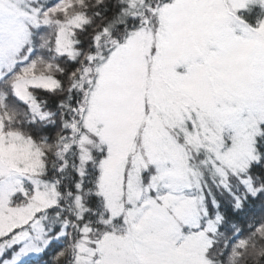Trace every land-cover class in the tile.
Listing matches in <instances>:
<instances>
[{
	"label": "snow or ice",
	"instance_id": "1",
	"mask_svg": "<svg viewBox=\"0 0 264 264\" xmlns=\"http://www.w3.org/2000/svg\"><path fill=\"white\" fill-rule=\"evenodd\" d=\"M0 264H264V0H0Z\"/></svg>",
	"mask_w": 264,
	"mask_h": 264
}]
</instances>
